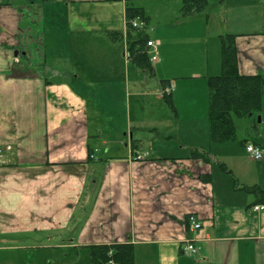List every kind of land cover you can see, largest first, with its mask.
<instances>
[{"label":"crops","instance_id":"0c3cea01","mask_svg":"<svg viewBox=\"0 0 264 264\" xmlns=\"http://www.w3.org/2000/svg\"><path fill=\"white\" fill-rule=\"evenodd\" d=\"M136 2L158 46L150 74L128 53V0H0V251L58 264L59 250L128 243L135 264H264V210L243 189L264 190V160L245 152L264 146V117L236 145L212 143L207 116L221 36H237L242 75H264V0L190 16L182 0Z\"/></svg>","mask_w":264,"mask_h":264},{"label":"trees","instance_id":"16d2710c","mask_svg":"<svg viewBox=\"0 0 264 264\" xmlns=\"http://www.w3.org/2000/svg\"><path fill=\"white\" fill-rule=\"evenodd\" d=\"M136 1L139 0H128L127 6L128 53L141 70L150 74L153 67L147 54L149 39L144 32L132 27V21L136 19L147 20L144 10L135 6ZM223 1L213 0V3L218 5ZM209 3L210 0H182L181 13L185 16L203 13L209 7ZM108 38L116 42L122 39V35L110 32ZM236 40L235 35L220 37L221 73L208 79V121L212 143L235 141L237 138L235 119L243 120L258 115L263 107L264 75L245 76L240 73ZM163 101L176 114L172 94L164 93ZM197 154L198 157L207 160L203 153ZM219 166L226 173H230L224 164ZM243 189L257 196L258 203L264 205V190L257 186ZM90 256L93 264H108L110 261L118 264H135L134 247L128 243L91 246Z\"/></svg>","mask_w":264,"mask_h":264},{"label":"rangeland","instance_id":"374dc122","mask_svg":"<svg viewBox=\"0 0 264 264\" xmlns=\"http://www.w3.org/2000/svg\"><path fill=\"white\" fill-rule=\"evenodd\" d=\"M139 1L141 2V1H150V0H139ZM137 3H138V1L136 2V5H137ZM212 4H213V0H210L209 6H212ZM139 23H141V22H139ZM150 58H152V56H150ZM139 71L142 72L143 70L139 69ZM147 73L148 72H145V74H147ZM143 78H149V77L144 76ZM148 80H149V82H147V83H139V85L140 86H144L143 84H145V87L153 88V87L157 86L158 83H160L161 86H162V82H164V81H160L161 78L159 76H157V78L153 77L152 80L151 79H148ZM166 88L168 89L166 91L167 94L169 92L170 93L172 92V89H173L172 85L166 86ZM164 93H165V89L163 90V95H164ZM163 95H162V97H163ZM150 99L152 100L151 103L154 102V109H153V111H154L155 109H157V103L154 101V98H150ZM132 102H133L134 107H135V109H134L135 110V114H137L138 117H139L141 115V108H142V105L144 103H141L140 101H138L137 98H133ZM174 106H175V104H174ZM263 106H264V95H263ZM175 109H176V106H175ZM208 109H209V107H208ZM153 111H150V108H149V113H148V111H146V113H145L146 117H150L152 115ZM207 116H208V114H207ZM257 116H258L257 120H258V118H261L262 116L264 117V111L262 113H260L259 115H257ZM248 122L249 121H246V119H243V120L235 119V123L237 125V138H236L235 142L232 141L234 143H231V144H236L237 145L238 144L237 139L238 140L239 139H243L246 136V132H247V129H248V126H249ZM258 126L264 127V122H263V124H260ZM42 241H44V240H42ZM36 251L33 250V252L31 254H29V255H27V254L23 255V254H19V253L18 254L17 253H9L8 254V253H4L3 251H0V264H6L8 262H11L13 264H20V263L26 262L27 259H30V262L27 263V264H46V261H44L43 259L46 258L47 255L44 253V251H41L40 255H38L39 253L36 252ZM66 254H68V255L64 256V254H62V251L59 250V252H57V255H55L53 253L54 256H52V257L56 261V263H58V264H62L64 262L67 263V264H82V263H90V262H92L90 253H87L86 251L80 252L79 254L76 253V252L74 253L73 251H71V252L68 251ZM22 259H25V260L22 261Z\"/></svg>","mask_w":264,"mask_h":264},{"label":"built area","instance_id":"2783aa9c","mask_svg":"<svg viewBox=\"0 0 264 264\" xmlns=\"http://www.w3.org/2000/svg\"><path fill=\"white\" fill-rule=\"evenodd\" d=\"M143 24L139 23L137 20H134L132 22V27L133 28H139V27H142ZM147 46L149 48H152V51L155 53L157 51V46L156 44H154L153 42L149 41L147 43ZM152 60L153 61H156L157 60V57L156 56H153L152 57ZM245 152L246 154L248 155V157L254 161H262L264 160V146H261V145H257V144H254V143H248L246 146H245ZM146 157H148V153L146 154H143V155H137L134 159L136 161H141V160H144ZM256 211H259V210H264V206H257L254 208ZM187 224L189 225V231L191 233H197L202 225L197 221L196 217L193 216V215H189L187 217ZM185 251L192 255V254H195L196 253V247L195 245L192 243V242H187V245L185 247ZM108 264H118V263H115L114 261H110L108 262Z\"/></svg>","mask_w":264,"mask_h":264},{"label":"water","instance_id":"95a60500","mask_svg":"<svg viewBox=\"0 0 264 264\" xmlns=\"http://www.w3.org/2000/svg\"><path fill=\"white\" fill-rule=\"evenodd\" d=\"M258 122H259V123L261 122V118H258Z\"/></svg>","mask_w":264,"mask_h":264}]
</instances>
